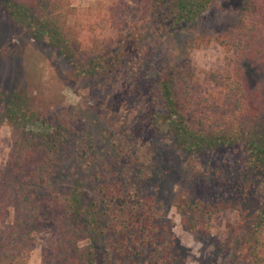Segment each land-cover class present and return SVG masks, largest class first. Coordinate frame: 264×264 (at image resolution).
I'll return each instance as SVG.
<instances>
[{
	"label": "trees",
	"instance_id": "1",
	"mask_svg": "<svg viewBox=\"0 0 264 264\" xmlns=\"http://www.w3.org/2000/svg\"><path fill=\"white\" fill-rule=\"evenodd\" d=\"M213 1L139 3L144 16L164 10L156 30L161 35L195 25ZM64 4L63 0H0L10 20L26 27L31 36L57 46L78 70L75 74L93 77L100 67L106 68L104 53L99 50L92 57L80 51L73 32L61 25ZM257 11L264 15V0H242L235 25L217 33L196 32L185 39L188 46L215 42L226 52L237 47L236 67L216 78L225 87L221 101L199 94L182 59L167 63L161 71L141 73L134 63L140 58L142 65L144 55L140 57L138 43L132 44L135 54L127 60L131 72L155 78L150 79L151 92L139 97L141 109L132 122L124 120L129 113L116 114L113 124L105 128L101 140L108 149L104 154L80 117L71 113V118L56 114L49 119L20 102L17 93L0 91V123L8 121L13 128L12 147L0 167V220L4 216L0 264H25L34 234L45 226L50 227V237L41 264H113L112 260L135 264L133 254L142 245L161 249L165 226L158 222L162 202L157 195L168 173L192 186L230 185L242 196L249 184L260 185L264 181V114L256 105L258 92L243 80L244 59L259 60L264 68V55L252 30L258 26L252 22ZM247 65V70L264 76V71ZM120 83L130 84L126 79ZM232 144L241 145L247 153L245 165L215 155L218 147ZM97 158L101 162L93 165ZM89 180L96 183L88 185ZM187 196L178 209L187 214L189 230H208L210 215L224 204H206ZM241 244L251 257L262 258L255 234L241 236Z\"/></svg>",
	"mask_w": 264,
	"mask_h": 264
},
{
	"label": "rangeland",
	"instance_id": "2",
	"mask_svg": "<svg viewBox=\"0 0 264 264\" xmlns=\"http://www.w3.org/2000/svg\"><path fill=\"white\" fill-rule=\"evenodd\" d=\"M63 1L64 23L61 25L73 32L69 34L75 36L80 51L89 52L88 56L103 51L109 70L100 67L93 77L75 74L78 70L72 68L69 58L57 46L31 36L26 27L14 23L0 8V91L5 95L17 93L20 102L49 119L56 114L80 117L87 132L94 136L100 154L108 149V143L101 140L102 133L113 124L115 115L129 113L124 120L132 122L141 109L139 97L152 89L150 79L155 76L146 79L131 72V62L127 60L129 55L135 54L132 44L138 43L141 46L139 55H144L142 65L140 58L134 63L141 73L161 71L167 63L182 59L189 65V78L199 94L206 99L222 100L225 87L217 79L236 67L237 47L226 52L215 42L188 46L185 39L196 32L217 33L235 25L241 14L242 0H215L195 25L161 35L156 30L164 10L144 16L139 0ZM252 22L258 25L252 29L256 33L254 42L259 43L264 55V15L257 11ZM244 61L243 80L250 90L258 92L256 105L259 113L264 114V76L247 70L250 67L247 64H253L251 68L264 71L263 64L256 59ZM124 79L130 82L126 87L120 83ZM152 98L153 94L147 99ZM71 125L76 124L71 121ZM12 130L8 121L0 123V167L6 164L12 147ZM215 155L229 156V160L241 167L246 163L247 153L241 145L232 144L218 147ZM97 160L92 164L98 165L101 160ZM241 173L247 177V171ZM176 175L168 173L157 195V200L162 202L158 222L165 226V232L160 236L161 249L142 245L139 252L133 254L135 264H264V181L260 185L257 182L249 184L245 188L248 190L246 196H242L236 195L230 185L192 186ZM95 183L88 181V185ZM88 185L87 194L90 191ZM188 194L206 204H224L210 215L208 230H189L187 214L178 209ZM2 220L4 222V216ZM253 233L260 241L259 249L263 255L260 260L251 257L241 244V236L250 238ZM233 235H236L234 243L230 242ZM49 237L48 226L34 234L25 264H41ZM111 262L118 264L115 260Z\"/></svg>",
	"mask_w": 264,
	"mask_h": 264
}]
</instances>
